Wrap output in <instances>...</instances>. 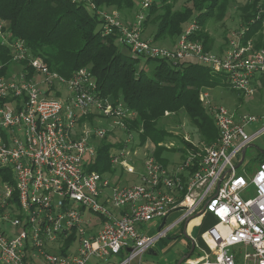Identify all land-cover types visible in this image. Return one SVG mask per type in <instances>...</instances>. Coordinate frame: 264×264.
I'll return each instance as SVG.
<instances>
[{"label": "built area", "instance_id": "built-area-1", "mask_svg": "<svg viewBox=\"0 0 264 264\" xmlns=\"http://www.w3.org/2000/svg\"><path fill=\"white\" fill-rule=\"evenodd\" d=\"M72 1L95 10L103 34L116 30L132 57L199 63L224 74L230 88L245 96L253 92V78L264 75V41L256 47L246 36L257 25L264 30L261 0L222 52L207 51L191 39L199 28L194 18L174 46L144 37L142 23L153 0H138L129 22L115 9H96L91 0ZM3 27L0 20L1 41L9 46L13 63L27 60L34 73L26 78L21 69L17 77H0V264H131L178 225L204 214L215 220L201 233L212 257L204 252L189 264H264V159L247 172L245 153L242 157V150L264 132V114L234 115L202 90L198 99L217 131L213 142L193 141L180 131L157 143L141 142L142 126L133 131L126 123L136 112L102 96L87 67L64 78L31 56L22 39L9 38ZM100 119L112 125L102 126ZM251 122L261 125L248 134L244 126ZM110 133L118 145L110 163L137 174V183H113L107 173L88 169L97 144ZM159 147L177 155L167 166L155 158ZM250 190L253 195L243 197ZM174 211L180 213L173 220L144 234L143 227ZM121 250L124 259L109 263Z\"/></svg>", "mask_w": 264, "mask_h": 264}, {"label": "trees", "instance_id": "trees-1", "mask_svg": "<svg viewBox=\"0 0 264 264\" xmlns=\"http://www.w3.org/2000/svg\"><path fill=\"white\" fill-rule=\"evenodd\" d=\"M178 0H153L145 11L142 30L152 28L148 38L153 42L171 41L175 45L186 24L195 19L199 28L191 37L200 41L210 51L213 39L207 32L209 19H222L231 2L235 0H187L175 9ZM95 8L113 7L121 17L137 12L138 0H91ZM264 7V0H261ZM258 0H249L239 7L240 20L247 23L255 14ZM135 14V13H134ZM0 20L9 38H20L31 56L40 57L48 68L64 78L76 70L87 67L94 77L99 93L112 103L122 101L136 112L126 123L130 130L142 126L139 135L143 142L149 138L157 143L170 137L160 124L165 111H183L196 128L197 136L206 143L215 140L217 131L211 117L202 107L198 94L219 82L205 66L190 61L173 64L161 58H145L152 67L147 72L138 65V58L124 55L117 47L118 33L104 35L102 19L87 4L72 0H0ZM97 25L100 27L97 28ZM260 29L257 25L247 33V38ZM262 38V37H260ZM257 38L256 47L262 39ZM9 46L0 40V77L7 76L13 65ZM26 78L34 71L27 60L18 63ZM264 87V75L261 76ZM239 93V92H237ZM167 136V137H166ZM189 146V144H187ZM117 144L111 143L108 134L96 146L95 156L88 169L113 176L115 167L110 163V153ZM164 148H157L156 160L163 166L168 161L162 157ZM167 151V150H166ZM264 159L260 154L259 160ZM68 238L66 242L68 243ZM121 250L113 263L124 259Z\"/></svg>", "mask_w": 264, "mask_h": 264}, {"label": "rangeland", "instance_id": "rangeland-1", "mask_svg": "<svg viewBox=\"0 0 264 264\" xmlns=\"http://www.w3.org/2000/svg\"><path fill=\"white\" fill-rule=\"evenodd\" d=\"M245 2L246 0H235L230 3L227 9V12L222 19L218 20L216 18H212L207 21L206 23L207 32L210 34L211 38L213 39V43L211 45L212 48L210 49V51L217 52L216 51L217 46H222V45L225 46L229 36L232 33L238 31L242 27V25H244V23H242L240 20L239 7L245 4ZM184 4H187V0H178L174 3L173 7L175 9H178L180 8L181 5H184ZM108 8H109L108 10H114L113 7L111 8L108 7ZM3 23L5 25L4 21ZM98 27L100 26L97 25V28ZM142 33L144 37L148 38L149 28L146 30H143ZM250 37L254 40L255 43L257 42V38H260V37H262L260 39L264 41V30L261 27V29L256 30L254 34L251 35ZM0 40H1V37H0ZM262 41L260 42V44L262 43ZM170 42L171 41L169 40H165L164 43L156 42V44L161 45V46L170 47L172 46V45H169ZM214 46L216 47L213 48ZM117 47L121 50V52L124 55L132 56L130 51L118 41H117ZM136 57L138 58V65L144 67V69L147 72H149L152 67V63L151 62L147 63L145 61V57H142V56H136ZM20 71H21V66L14 63L11 67V71L9 72V74H6V75L7 77H15L16 75L20 74L19 73ZM211 73L213 77L219 82V84L214 87L205 89L203 91H206L207 94H209L210 100L214 104L224 106L228 111H230V113L234 115L250 113L255 116H260L264 114V87L261 86V83H262L261 75H257L255 78H253L252 80L253 92L249 96H245L241 93H237L236 91L230 88V86L226 83V77L224 74L219 73V72H211ZM43 86L45 85L41 83V87ZM63 93H64L63 89H59L57 91L58 96H60ZM95 122L96 120L93 121V124H95ZM99 123L100 125L106 126V127H109L110 125H112L111 120L109 119L107 120L100 119ZM160 124L163 125V128H165V130L169 132L170 135H173V132L175 133V132L180 131V132L188 133L193 141L200 140L199 137L197 136L196 128L190 123V121L187 119V116L185 115L183 111H179L178 113H175L174 115L168 116V117L163 115L160 121ZM260 125H261L260 122H251L250 124H247L244 126V131L250 134ZM108 136H109V140L111 141V143L117 142L116 139L113 138L115 134L110 133V135L108 134ZM164 139L165 140L169 139V137L164 138ZM257 149L264 151V132L262 134H259L252 142V145L246 149L245 157L249 163L248 166H246L247 172L253 171L254 167H256L257 162L259 161L260 153ZM176 156L177 155L174 152L169 151V150L167 151L165 150V152L162 154V157L166 158L168 162L170 159L176 158ZM141 160L142 159L140 157L136 158V165L139 164V168L141 167ZM242 169H243V166H239L237 168V171L240 173ZM113 176L115 180L120 179V181H117V180L113 181L112 179L114 178H112L111 181L113 183H119L121 185H131V184L138 182L137 174L126 173L125 171L121 170L119 167H115V173ZM252 195H253V192L250 190L247 193H244L243 197H248ZM87 210L88 209L85 210V213H88ZM177 214L178 212H172V214H170L168 218V221L173 220V218L177 216ZM192 236L195 239L196 243L200 242L201 240L200 232L197 231V229L192 231ZM179 238L180 237L177 238L178 240L175 241L174 245H172L171 246L172 248L169 250V253H172L174 251H177L178 253H180V255L178 256V259L184 256V254L188 252V248L183 245V243L179 240ZM235 248H233V251ZM196 250L197 249L194 250V253L196 252ZM248 250L250 249L248 248ZM131 264H134V263L131 262ZM181 264H185V263H181Z\"/></svg>", "mask_w": 264, "mask_h": 264}, {"label": "crops", "instance_id": "crops-1", "mask_svg": "<svg viewBox=\"0 0 264 264\" xmlns=\"http://www.w3.org/2000/svg\"><path fill=\"white\" fill-rule=\"evenodd\" d=\"M106 9H109V8L107 7ZM134 13L135 12L133 11L131 14H128L127 15L128 17H126V18H123V16H122L121 19L124 22H129L133 19L134 15H135ZM120 16H121V14H120ZM151 31H152V28H149V34ZM149 34H148V36H149ZM169 45H171V44L169 43ZM172 46H174V45H172ZM222 46H217V47L214 46L213 48L216 47L217 52H222V50L224 48V46L223 47ZM112 178H114V176L113 177L111 176V179ZM112 180L113 181H116V180L120 181V179L115 180V178ZM174 212H178V211H174ZM179 213L180 212H178L177 216L179 215ZM170 214H172V213H170ZM170 214L165 219V222L171 221V220L168 221ZM214 223H215V220L210 214H204L203 216L195 217V218L191 219L189 222L186 221V225L184 228L186 235H184L183 234L184 222H183L180 225H178L176 232H174V233L170 232L166 238L158 240L152 246V248H150L148 251H146V253H144L141 256L140 261H136L133 263L134 264H176V262L178 260V256L180 255V253H178L177 251L169 253V250L172 248L171 246L174 245L175 241L178 240L177 238L180 237L179 240L183 243L184 246H186L188 248L187 253L189 254V252H190L189 246H191L193 239H194L192 236V231L197 229V231L200 232V237H201V233L203 231H205L209 226H211ZM160 224H161V221L151 222L149 225L146 226V228L143 227L144 228L143 229L144 234L149 235V234L154 233L159 228ZM194 242H195L194 243L195 246H194L193 250L191 251V253L189 254L188 257L184 258L182 263L189 264L188 260H194L196 258H199L200 256H202V254L204 252L210 254L212 257L211 251H209L207 244L202 240V238H201L200 242L196 243L195 239H194ZM195 249H197V250L194 253ZM192 253H194V254H192ZM186 254H184V256ZM108 261H109V263H113L116 261V258H110ZM97 264H105V263H97Z\"/></svg>", "mask_w": 264, "mask_h": 264}, {"label": "water", "instance_id": "water-1", "mask_svg": "<svg viewBox=\"0 0 264 264\" xmlns=\"http://www.w3.org/2000/svg\"><path fill=\"white\" fill-rule=\"evenodd\" d=\"M251 145H252V144H251ZM257 150L259 151L260 154H263V155H264V151H263V150H259V149H257ZM244 153H245V148L242 150V157H243ZM164 221H165V218H163V220H162V222H161V225L164 223ZM185 225H186V222H184V226H183V234H184V235H186V234H185V230H184ZM189 247H190V252H189V254H190L191 251H192L193 248H194V244L192 243L191 246H189ZM127 251H130V249H127ZM189 254L187 253L185 256H182L181 258H179V259L177 260L176 264H181V263L183 262L184 258H185V257H188Z\"/></svg>", "mask_w": 264, "mask_h": 264}]
</instances>
